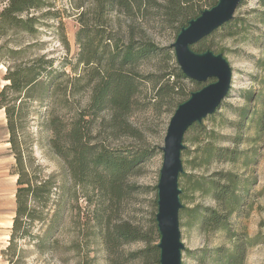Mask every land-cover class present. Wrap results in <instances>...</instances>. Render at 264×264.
<instances>
[{"label":"rangeland","instance_id":"1","mask_svg":"<svg viewBox=\"0 0 264 264\" xmlns=\"http://www.w3.org/2000/svg\"><path fill=\"white\" fill-rule=\"evenodd\" d=\"M263 1L244 0L235 13L231 27H221L192 46L198 52L210 49L222 53L232 68L233 78L230 93L221 107L203 121L209 133L206 142L223 151L210 164L196 166L200 161V152H196L197 131L191 129L185 136L189 153L183 152L182 155L184 170L192 179L203 175L220 186L229 185L237 198L231 193L225 202L217 201L211 193L203 195L199 192L192 197L186 178L180 179L181 189L190 195L182 199L185 207L201 204L218 208L228 213L231 229H216L210 224L202 229L193 213L180 215L182 241L186 246L182 264H264V129L260 130L257 120L262 108L260 99L264 96ZM56 4V9L65 10L62 21L59 17H45V23L36 35L19 36L23 46H32L15 61L46 55V58L54 59L55 66L66 72L59 82L61 90L52 100L38 98L39 89L22 106L21 140L27 154L32 157L31 170L41 179L52 177L55 186L47 205L43 207L41 202L34 205L41 218L32 222V235L19 241L14 255L10 250L4 254L11 234L6 226L14 217L16 208L17 175L14 173L15 156L8 143L6 113L0 109V264H10L7 260L10 257L13 258L12 264H110L102 239L104 227L95 217L102 200L93 187L74 182L66 164L49 142L52 134L46 127L48 116L59 114L69 120L90 99V90L84 89L69 96V104L65 103L68 80L81 75L84 66L77 63L79 13L70 6L69 0H58ZM120 19L123 21L124 17ZM148 27L149 36L161 47L171 46L176 40L177 30L167 23L157 9L151 11ZM16 37L11 35L4 38L0 46H14ZM13 63L0 54V90L7 84V66ZM158 66V62L149 61L138 70L157 72ZM164 66L168 72L179 65L172 59L166 61ZM176 80L187 92L203 85L188 77ZM154 86V82L148 81L141 84L137 104L130 115V121L142 133L141 138L124 136L112 139L104 131L99 137L113 148L132 146L135 150L143 148L151 151V157L142 165L141 171L128 179L130 184L142 189L131 193L118 212L119 217L145 230L151 228V219L157 212L156 188L163 162L161 147L173 115L168 111L170 106H153ZM236 200H239V206ZM236 244L241 245L239 252H236ZM145 246L144 242H135L125 245L124 250L129 252Z\"/></svg>","mask_w":264,"mask_h":264},{"label":"trees","instance_id":"2","mask_svg":"<svg viewBox=\"0 0 264 264\" xmlns=\"http://www.w3.org/2000/svg\"><path fill=\"white\" fill-rule=\"evenodd\" d=\"M57 1L0 0V41L11 35L18 37L13 40L14 46L8 44L0 46V54L14 62L7 66L5 75L7 84L0 90V109H4L6 113L8 142L15 156L14 173L17 175L15 216L10 243L7 249L3 250L4 254L10 250L14 255L19 241L32 235V222L41 218L34 205L36 202L43 203L41 204L43 207L47 205L55 186L52 177L41 179L31 170L32 157L27 154L21 140L22 106L28 99L34 97L39 89L41 92L38 98L52 100L61 90L59 82L66 72L55 66L54 59H48L46 55L21 62L15 61L32 46V44L23 46L19 36L36 35L45 23V17H59L62 21L65 10L56 9ZM69 2L79 13L80 27L76 32L79 44L77 63L84 66V72L68 80L69 89L65 91L67 97L65 103L69 104V96L84 89L90 90V99L88 104L78 109L69 120H65L59 114L48 116L46 127L52 134L50 146L66 164L74 182L93 187L102 200L95 217L104 227L102 239L110 264L132 262L159 264L160 250L157 244L160 234L156 214L151 219V228L147 230L119 217L118 214L122 202L131 193L142 189L141 186L130 184L128 179L141 171L142 165L151 157V151L143 148L135 150L132 146L113 148L99 140V137L104 131L112 139L124 136L141 138L142 133L132 124L130 115L137 104L141 84L145 81L155 84L153 106H170L168 111L172 113L192 92H187L179 86L176 79L187 78L179 66H175L171 71H165L166 61L175 59L177 64L175 50L172 45L159 46L149 36L148 23L151 11L153 9L160 11L178 34L191 19L199 16L202 10L214 6L218 0H69ZM120 17H124V20L122 21ZM233 20L221 27H231ZM17 44L20 46L16 47ZM149 61L158 62L157 72L144 73L138 70ZM260 103L262 108L257 120L262 131L264 96L261 97ZM191 129L197 131L196 152H200L198 156L200 161L196 166H206L223 150L206 142L209 133L203 122L193 124L186 134ZM183 152L188 154L189 150L186 148ZM181 178H186L192 197L197 192L203 195L211 193L215 200L225 202L234 192L229 185L220 186L215 180H207L203 175L192 179L191 175L184 171ZM232 196L237 198L234 194ZM188 197L190 195L182 190L181 200ZM236 201L239 206V200ZM155 203L157 204V201ZM192 213L202 229L210 224L216 229L231 231L228 213H223L218 208L197 204L191 208L184 206L180 211V215ZM135 242H144L147 246L129 252L124 250L125 245ZM235 249L239 252L241 245L236 244ZM7 260L10 264L13 263L12 257Z\"/></svg>","mask_w":264,"mask_h":264},{"label":"water","instance_id":"3","mask_svg":"<svg viewBox=\"0 0 264 264\" xmlns=\"http://www.w3.org/2000/svg\"><path fill=\"white\" fill-rule=\"evenodd\" d=\"M243 0H218L183 26L172 43L177 63L186 77L203 84L181 102L168 124L163 162L157 184L156 222L160 234L159 264H182L185 244L182 241L180 211V176L185 171L183 151L187 148L185 134L195 123L213 115L229 95L233 72L227 58L213 50L195 51L192 46L213 34L235 17Z\"/></svg>","mask_w":264,"mask_h":264},{"label":"crops","instance_id":"4","mask_svg":"<svg viewBox=\"0 0 264 264\" xmlns=\"http://www.w3.org/2000/svg\"><path fill=\"white\" fill-rule=\"evenodd\" d=\"M8 143H9V142H8ZM16 183H17V181H16ZM15 203H16V193H15ZM15 209H16V208H15ZM14 216H15V211H14ZM13 218H14V217H12V219L10 220V223L8 224V226H6V228H7L8 231H10L11 228H12V226H13ZM7 237L9 238V235H7Z\"/></svg>","mask_w":264,"mask_h":264}]
</instances>
